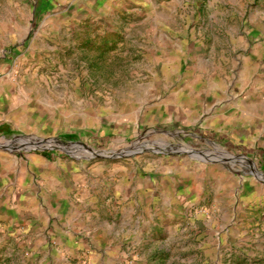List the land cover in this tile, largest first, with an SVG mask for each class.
Wrapping results in <instances>:
<instances>
[{
	"label": "rangeland",
	"instance_id": "obj_1",
	"mask_svg": "<svg viewBox=\"0 0 264 264\" xmlns=\"http://www.w3.org/2000/svg\"><path fill=\"white\" fill-rule=\"evenodd\" d=\"M0 264H264V0H0Z\"/></svg>",
	"mask_w": 264,
	"mask_h": 264
}]
</instances>
